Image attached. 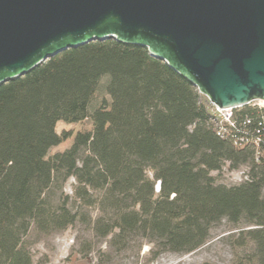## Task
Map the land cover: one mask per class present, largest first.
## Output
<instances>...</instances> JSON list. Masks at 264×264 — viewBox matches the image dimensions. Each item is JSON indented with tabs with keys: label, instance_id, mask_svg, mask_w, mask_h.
<instances>
[{
	"label": "trees",
	"instance_id": "1",
	"mask_svg": "<svg viewBox=\"0 0 264 264\" xmlns=\"http://www.w3.org/2000/svg\"><path fill=\"white\" fill-rule=\"evenodd\" d=\"M101 87L107 97L92 108ZM210 107L165 61L116 39L68 49L1 84L0 264H32L30 233L79 221L110 248L138 237L154 255L190 253L223 219L239 226L240 247L253 244L250 261L264 264V158L218 137ZM88 118L92 131L49 154L73 135L58 122ZM226 166L246 167L245 179L220 182ZM71 178L72 196L63 191Z\"/></svg>",
	"mask_w": 264,
	"mask_h": 264
},
{
	"label": "water",
	"instance_id": "2",
	"mask_svg": "<svg viewBox=\"0 0 264 264\" xmlns=\"http://www.w3.org/2000/svg\"><path fill=\"white\" fill-rule=\"evenodd\" d=\"M106 39L147 48L221 108L264 100V0H0V85Z\"/></svg>",
	"mask_w": 264,
	"mask_h": 264
},
{
	"label": "rangeland",
	"instance_id": "3",
	"mask_svg": "<svg viewBox=\"0 0 264 264\" xmlns=\"http://www.w3.org/2000/svg\"><path fill=\"white\" fill-rule=\"evenodd\" d=\"M102 97H107L103 87L93 100L92 108L99 104ZM56 129L58 132L71 130L73 135L66 142L52 147L50 155L70 147L76 133L92 131L93 124L90 118L74 124L61 121ZM246 173V167L230 171L226 166L218 177L224 184H238L245 179ZM74 184L71 178L63 191L72 196ZM89 212L94 217L97 210L90 208ZM238 232V225L223 219L212 227L208 241L197 250L184 254L165 251L154 255L150 244L138 237L131 238L123 247L110 248L105 240L100 241L93 235L86 222L79 221L64 231L46 235L32 232L26 237V244L32 264H256L249 258L253 244L240 247L236 240Z\"/></svg>",
	"mask_w": 264,
	"mask_h": 264
},
{
	"label": "built area",
	"instance_id": "4",
	"mask_svg": "<svg viewBox=\"0 0 264 264\" xmlns=\"http://www.w3.org/2000/svg\"><path fill=\"white\" fill-rule=\"evenodd\" d=\"M252 110L254 118H264V100H251L245 105L221 108L211 103L210 124L216 135L228 139L237 147L251 146L255 149L256 159L264 158V123L256 122L243 108Z\"/></svg>",
	"mask_w": 264,
	"mask_h": 264
}]
</instances>
